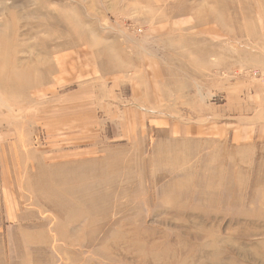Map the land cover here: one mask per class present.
Masks as SVG:
<instances>
[{
	"label": "rangeland",
	"instance_id": "374dc122",
	"mask_svg": "<svg viewBox=\"0 0 264 264\" xmlns=\"http://www.w3.org/2000/svg\"><path fill=\"white\" fill-rule=\"evenodd\" d=\"M0 264H264V0H0Z\"/></svg>",
	"mask_w": 264,
	"mask_h": 264
},
{
	"label": "crops",
	"instance_id": "0c3cea01",
	"mask_svg": "<svg viewBox=\"0 0 264 264\" xmlns=\"http://www.w3.org/2000/svg\"><path fill=\"white\" fill-rule=\"evenodd\" d=\"M11 132L9 133V131H6V132H1L0 133V147L1 148H5V147H8V143L7 141L5 142V140H7L8 138L10 139L11 138Z\"/></svg>",
	"mask_w": 264,
	"mask_h": 264
}]
</instances>
